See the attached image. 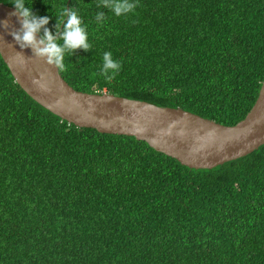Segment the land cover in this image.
Segmentation results:
<instances>
[{"label": "trees", "instance_id": "trees-1", "mask_svg": "<svg viewBox=\"0 0 264 264\" xmlns=\"http://www.w3.org/2000/svg\"><path fill=\"white\" fill-rule=\"evenodd\" d=\"M134 2L117 17L99 0H27L54 33L61 9L81 16L91 49L60 69L75 89L225 125L245 118L264 80V0ZM105 52L120 64L111 80ZM0 264H264V144L190 168L135 136L62 119L0 54Z\"/></svg>", "mask_w": 264, "mask_h": 264}, {"label": "water", "instance_id": "water-1", "mask_svg": "<svg viewBox=\"0 0 264 264\" xmlns=\"http://www.w3.org/2000/svg\"><path fill=\"white\" fill-rule=\"evenodd\" d=\"M14 12L13 6L0 2V54L27 94L69 123L102 133L135 136L194 169H212L264 144V80L253 107L234 125L181 107L105 91H80L65 80L60 69L46 64L31 49L19 48L11 35L20 28Z\"/></svg>", "mask_w": 264, "mask_h": 264}, {"label": "clouds", "instance_id": "clouds-1", "mask_svg": "<svg viewBox=\"0 0 264 264\" xmlns=\"http://www.w3.org/2000/svg\"><path fill=\"white\" fill-rule=\"evenodd\" d=\"M12 5L14 14L20 19L19 30L11 33L13 40L20 49H31L46 64L63 70L66 56H73L78 49H91L86 26L76 9L65 7L60 10L54 33L45 27L49 23V17H37L27 0H13ZM97 7L106 8L119 17L132 13L136 3L134 0H99ZM95 19L98 24H103L105 14L97 13ZM6 24L7 21L3 26ZM119 70L120 64L113 60L110 52H105L101 74L111 80Z\"/></svg>", "mask_w": 264, "mask_h": 264}]
</instances>
